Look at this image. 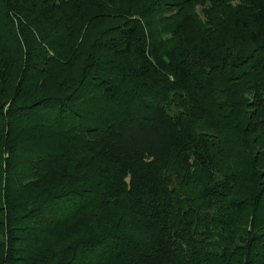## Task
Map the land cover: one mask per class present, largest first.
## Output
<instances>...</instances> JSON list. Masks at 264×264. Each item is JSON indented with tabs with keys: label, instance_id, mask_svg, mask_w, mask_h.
Instances as JSON below:
<instances>
[{
	"label": "trees",
	"instance_id": "16d2710c",
	"mask_svg": "<svg viewBox=\"0 0 264 264\" xmlns=\"http://www.w3.org/2000/svg\"><path fill=\"white\" fill-rule=\"evenodd\" d=\"M136 1L0 0V264H264V0Z\"/></svg>",
	"mask_w": 264,
	"mask_h": 264
},
{
	"label": "rangeland",
	"instance_id": "374dc122",
	"mask_svg": "<svg viewBox=\"0 0 264 264\" xmlns=\"http://www.w3.org/2000/svg\"><path fill=\"white\" fill-rule=\"evenodd\" d=\"M127 3L137 4V1L134 0L133 2H129V0H124V4H127ZM220 8H221V6L213 5L208 0H203V1L194 5L195 12L199 16V18L204 20V21H209L210 17L217 15L218 14L217 10H219ZM93 23H94V25L101 24V21L98 20V18H95V21ZM75 66H76V64H73L71 66V69L74 70Z\"/></svg>",
	"mask_w": 264,
	"mask_h": 264
}]
</instances>
